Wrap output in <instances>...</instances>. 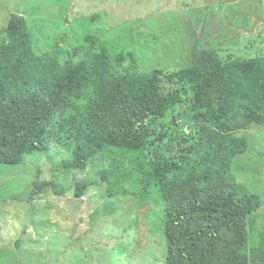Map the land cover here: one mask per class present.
<instances>
[{
  "label": "trees",
  "instance_id": "16d2710c",
  "mask_svg": "<svg viewBox=\"0 0 264 264\" xmlns=\"http://www.w3.org/2000/svg\"><path fill=\"white\" fill-rule=\"evenodd\" d=\"M5 30L0 164L48 153L53 141L71 154L62 162L69 170L115 153L101 174L105 209L120 208L112 198L131 194L138 178L155 189L164 209V264H264V231L251 232L261 195L232 173L249 147L238 133L264 125V53L224 56L201 48L182 68L122 72L126 60L136 63L134 53L115 54L94 34L84 38L86 57L62 64L57 56L38 57L23 14L11 12ZM40 174L29 200L57 185ZM89 184L77 180L76 197Z\"/></svg>",
  "mask_w": 264,
  "mask_h": 264
},
{
  "label": "rangeland",
  "instance_id": "374dc122",
  "mask_svg": "<svg viewBox=\"0 0 264 264\" xmlns=\"http://www.w3.org/2000/svg\"><path fill=\"white\" fill-rule=\"evenodd\" d=\"M11 12L28 19L38 57L57 56L62 64L86 57L89 34L115 54L134 53L136 63L126 60L122 72L182 68L201 48L224 56L264 53V0H0V47ZM238 135L249 147L234 159L232 173L262 198L251 219L255 236L264 231V125ZM114 155L101 153L85 169L69 170L62 162L71 154L53 141L48 153L0 164V264H164V209L155 189L138 178L131 194L112 198L120 208L105 209L108 182L101 174ZM37 171L57 185L29 200ZM82 179L90 184L78 198Z\"/></svg>",
  "mask_w": 264,
  "mask_h": 264
}]
</instances>
